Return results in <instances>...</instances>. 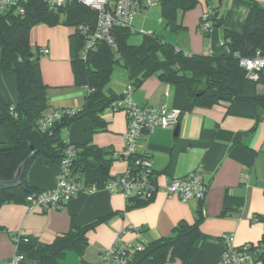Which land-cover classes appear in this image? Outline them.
<instances>
[{
    "label": "crops",
    "instance_id": "0c3cea01",
    "mask_svg": "<svg viewBox=\"0 0 264 264\" xmlns=\"http://www.w3.org/2000/svg\"><path fill=\"white\" fill-rule=\"evenodd\" d=\"M147 1L154 4L144 6ZM255 1L264 7V0ZM142 2L143 9L131 21V33L139 30L142 36L158 35L184 52L214 56L223 52V28L212 26L209 31L202 32L199 20L203 12L209 7L215 8L217 16L224 19L225 27L241 32L251 10L244 0H196L190 9L183 11L176 7L172 22L166 24L160 0ZM73 32L65 26L45 24L30 30V41L36 43L38 51L43 46L48 48V53H39V69L46 84L48 104L44 115L55 109L81 107L84 103L86 92L76 84L71 65L69 35ZM141 57L142 54L121 59L116 64L119 66L116 83L108 86L114 67L105 90L121 94L131 84V97L138 105H165L182 110L175 125L142 128L137 149L150 156L159 183L164 182V176L182 177L201 167L207 184L204 198L181 201L176 195L159 190L149 201L126 210L128 199L120 192H110L105 184L127 168V161L120 157L125 145L123 134L127 116L124 111H110L107 107L101 113L106 124L104 130L92 131L89 120L79 118L59 132L63 140L73 145L88 143L110 151L107 175L98 177L89 172L86 179L76 177L83 185H95L96 189L82 191L59 207L2 203L0 261L21 252L30 264H34L41 258L44 246L53 242L57 235L73 226H85L104 218L88 230V243L81 254L68 250L55 263L97 264L100 253L116 243L137 244L141 240L171 235L178 222L192 223L200 206L203 219L199 228L204 239L192 248L187 264H216L223 251L218 237L225 232L233 234L237 246L260 240L264 233V115H257L254 104L249 101H220L212 106L196 105L186 110L191 99L183 84L167 83L156 75L133 84L143 70L139 62ZM242 87L245 96L264 93V85L251 81ZM0 99L5 103L18 100L17 81L11 71L0 72ZM3 140L0 126V141ZM59 171L58 159L39 157L29 167L27 180L37 191L48 190L55 186ZM18 233L32 241L13 242L12 236ZM165 264L181 262L175 259Z\"/></svg>",
    "mask_w": 264,
    "mask_h": 264
},
{
    "label": "trees",
    "instance_id": "16d2710c",
    "mask_svg": "<svg viewBox=\"0 0 264 264\" xmlns=\"http://www.w3.org/2000/svg\"><path fill=\"white\" fill-rule=\"evenodd\" d=\"M244 1L250 4L251 10L241 32L225 27L224 19L219 18L213 8L215 15L210 19L213 26L223 28L225 45L221 46L223 52L218 56L184 52L153 34H144L140 43L130 44V28L116 27L113 29L115 48L99 42L97 48L83 59L79 55L82 36L74 30L69 35V41L75 82L93 90L85 93L84 103L75 114L61 116L46 130L40 124L48 106L46 84L39 69V51L31 47L30 30L39 23L55 25L59 22L71 24L75 29L82 22H92L95 13L75 0L57 10L49 9L41 0H27L22 13L0 11V72L15 74L18 93L16 102L5 103L0 99V126L4 133V140L0 141V180L11 179L22 165L20 182L0 190V205L4 202H25L28 193L37 191L27 180L28 169L39 157L60 160L65 147V140L59 133L63 126L76 119L87 118L92 131L105 129L101 113L114 98L121 95L112 91L107 93L105 87L121 59L136 58L142 54L139 62L143 70L134 85L150 75H156L167 83L185 85L191 99L186 110L196 105L212 106L220 101H249L254 104L257 115H264V93L245 96L242 87L247 81L264 85V66L257 72V78L250 80L239 64V57L257 53L264 57V7L255 0ZM195 4L196 0H160L166 24L172 22L176 7L184 11ZM220 65H223L222 69ZM74 146L76 156L72 160L71 171L75 178L86 179L89 172L98 177L107 175L110 151L88 143ZM145 202L135 197L128 198L125 209ZM202 219L200 206L192 223L180 221L173 227L171 235L144 241V247L133 251L127 264H165L175 259L187 264L192 248L204 239L199 228ZM102 220L104 218L85 226H73L57 235L53 242L44 246L41 258L34 264H55L68 250L81 254L88 243V230ZM24 239L32 241L22 235L21 240ZM251 248L255 250V261L264 264V233Z\"/></svg>",
    "mask_w": 264,
    "mask_h": 264
},
{
    "label": "built area",
    "instance_id": "2783aa9c",
    "mask_svg": "<svg viewBox=\"0 0 264 264\" xmlns=\"http://www.w3.org/2000/svg\"><path fill=\"white\" fill-rule=\"evenodd\" d=\"M49 9L57 10L66 6L73 0H41ZM82 6L95 13L92 22H82L75 30L82 36V45L79 50L81 58L97 48L99 42L115 48L116 41L113 29L116 27L130 28L134 15L143 9L141 0H75ZM27 0H0V11L14 10L22 13ZM154 2L147 1L144 6L153 5ZM215 10L207 8L199 20V29L207 32L211 29V17ZM221 46L224 41L221 40ZM39 53H48V48L43 46ZM239 64L245 69L250 80L257 78V72L264 66V57L260 54L239 57ZM86 93L93 89L87 85L82 86ZM132 85L129 84L120 96L114 98L108 108L110 111H124L127 116L126 130L123 134L124 150L120 157L127 161L124 172L117 174L106 181L105 187L110 192H120L126 199L135 197L143 201H149L157 191L161 190L167 194L176 195L181 201L190 199L202 200L207 191L201 167L182 177L164 176V182L157 181L149 155L139 152L137 144L142 128L167 127L177 124L182 110L162 106H140L131 97ZM12 110V107L10 108ZM80 107L55 109L50 114L44 115L41 120V128L46 130L53 122L63 115H73ZM16 115V113L14 114ZM76 156V148L73 144L65 141L63 156L60 158V171L57 175L56 184L48 190H39L28 193L25 203L28 206H39L41 208L59 207L74 195L82 191H92L95 185L85 186L75 178L71 171L72 160ZM257 219V218H255ZM139 230L138 228H135ZM22 234H14L13 242L21 240ZM218 239L223 245L221 258L216 264H255V250L251 246L255 243H244L235 245L233 234L222 233ZM26 241V239H24ZM144 240L137 244L128 242L116 243L103 250L99 255L97 264H127L131 259V253L141 250ZM0 264H30L24 253L15 252L10 258L0 261Z\"/></svg>",
    "mask_w": 264,
    "mask_h": 264
},
{
    "label": "rangeland",
    "instance_id": "374dc122",
    "mask_svg": "<svg viewBox=\"0 0 264 264\" xmlns=\"http://www.w3.org/2000/svg\"><path fill=\"white\" fill-rule=\"evenodd\" d=\"M137 13H139V11L137 12ZM60 20H62V16L60 17ZM39 24H45V25H48V26H61V27H67V29H72V30H75L74 29V26L73 25H69V24H62V23H57V24H55V25H49V24H47V23H39ZM36 25H38V24H36ZM36 25H34L33 26V28L36 26ZM33 28H31V29H33ZM141 38H142V35H141V31H137V32H133V33H131L130 35H129V37H128V43H130V44H138L140 41H141ZM30 43H31V47H32V49L33 50H36L37 49V46H36V43L35 42H33V41H30ZM119 70V66L118 65H116L115 66V70H114V73H113V75H112V77H111V81H110V83L108 84V86H111V84H113V83H116V74H117V71ZM106 112H107V110H106Z\"/></svg>",
    "mask_w": 264,
    "mask_h": 264
},
{
    "label": "water",
    "instance_id": "95a60500",
    "mask_svg": "<svg viewBox=\"0 0 264 264\" xmlns=\"http://www.w3.org/2000/svg\"><path fill=\"white\" fill-rule=\"evenodd\" d=\"M178 130V125L175 126V132ZM22 165H20L13 174V177L8 180H0V190L8 187L16 186L20 182Z\"/></svg>",
    "mask_w": 264,
    "mask_h": 264
}]
</instances>
